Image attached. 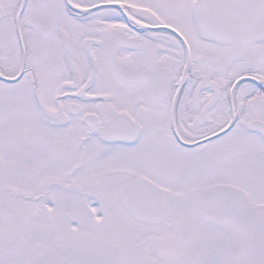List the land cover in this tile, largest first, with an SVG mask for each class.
Listing matches in <instances>:
<instances>
[{
  "label": "snow or ice",
  "instance_id": "1",
  "mask_svg": "<svg viewBox=\"0 0 264 264\" xmlns=\"http://www.w3.org/2000/svg\"><path fill=\"white\" fill-rule=\"evenodd\" d=\"M0 264H264V0H0Z\"/></svg>",
  "mask_w": 264,
  "mask_h": 264
}]
</instances>
